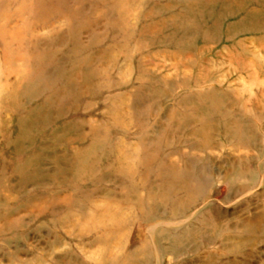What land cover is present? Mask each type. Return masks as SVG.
<instances>
[{
	"label": "rangeland",
	"instance_id": "obj_1",
	"mask_svg": "<svg viewBox=\"0 0 264 264\" xmlns=\"http://www.w3.org/2000/svg\"><path fill=\"white\" fill-rule=\"evenodd\" d=\"M0 264H264V0H0Z\"/></svg>",
	"mask_w": 264,
	"mask_h": 264
}]
</instances>
